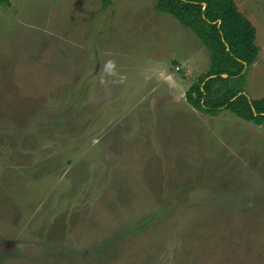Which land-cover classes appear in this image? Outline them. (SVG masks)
<instances>
[{
    "label": "rangeland",
    "instance_id": "374dc122",
    "mask_svg": "<svg viewBox=\"0 0 264 264\" xmlns=\"http://www.w3.org/2000/svg\"><path fill=\"white\" fill-rule=\"evenodd\" d=\"M233 2L260 45L235 87L256 101L264 0ZM148 16L133 0L0 4V264H264V122L187 103L209 67L199 41L182 87L156 75L196 62L177 32L168 57L171 19ZM108 58L124 83L99 82Z\"/></svg>",
    "mask_w": 264,
    "mask_h": 264
},
{
    "label": "trees",
    "instance_id": "16d2710c",
    "mask_svg": "<svg viewBox=\"0 0 264 264\" xmlns=\"http://www.w3.org/2000/svg\"><path fill=\"white\" fill-rule=\"evenodd\" d=\"M110 2L102 0L103 6ZM8 3L0 0V4ZM155 9L192 31L209 55L208 71L185 93L187 103L212 116L228 110L244 121L264 122V98L250 101L235 87L259 48L254 27L233 0H156Z\"/></svg>",
    "mask_w": 264,
    "mask_h": 264
},
{
    "label": "crops",
    "instance_id": "0c3cea01",
    "mask_svg": "<svg viewBox=\"0 0 264 264\" xmlns=\"http://www.w3.org/2000/svg\"><path fill=\"white\" fill-rule=\"evenodd\" d=\"M10 1V0H9ZM134 2H136V5H138L139 6V8H144L145 9V20L147 19L148 20V18H147V16H148V14H150V16H148V17H153V16H159L160 17V15H164V16H167V17H169V19H171V22H169V27H170V30L171 31H169V30H167V32H166V34H164L163 33V36H161V37H164V35H166V40H164V39H162V41L164 42V46L165 47H167V51H166V55H168V57L169 56H174L173 54H171L170 55V51H171V47L169 46V44L167 43L168 42V40L169 41H171L173 44H175V46L177 47V45H178V43L180 42V40L178 41L176 38L175 39H172L171 37L172 36H169L171 33H173L174 32V34H175V32H177V34H179V35H181V43H180V45H183L184 46V48H185V51H186V54L188 55V57L191 59V61H195L194 59L195 58H197L196 56L199 54V51H198V54H197V52L195 51V50H198V45L196 44V43H198V41H199V39L194 35V33L192 32V31H190L189 29H187V28H184L183 26H181L172 16H170V15H168V14H165V13H161V12H158L156 9H155V6H156V0H152L154 3H152L151 1H149L150 2V4L152 5H150L148 8L146 7V6H148L149 5V2L148 3H141V2H139V1H137V0H133ZM112 3V0H111V2H110V4ZM109 4V5H110ZM2 5H5V4H2ZM108 5V6H109ZM154 6V7H153ZM238 8V7H237ZM239 10V9H238ZM243 14V13H242ZM175 23H177V25H178V28L176 27V28H174L175 26H173ZM166 28L168 27V26H166V25H164ZM252 26L254 27V25L252 24ZM254 29H255V27H254ZM184 31L186 32L187 31V33H191L190 35L188 34H185L184 33ZM168 36H169V38H168ZM255 40H256V29H255ZM200 42V41H199ZM201 43V42H200ZM260 45H257V47L259 48V51H258V54H259V52H260V47H259ZM192 52V53H191ZM258 56V55H257ZM175 57H176V60L177 59H179V60H182L179 56H176L175 55ZM200 57V56H199ZM199 59L200 58H198L195 62H196V67L195 68H193L192 70H191V67H190V69H187V67H185L186 68V70L183 68V67H181V63L179 64V63H175V68H174V72L173 73H169V74H167L162 68H159L158 70H157V72H156V75H159V76H162V77H164V78H166V77H174V78H172V81H173V83L176 85H180V87H182V85H181V82L180 81H182V80H179V79H176L175 77H177L176 76V73H178V75L179 76H183V77H185V80L187 79V77H188V75H190L191 73H193V72H195L197 69H198V62H199ZM209 60V59H208ZM256 60V59H255ZM182 63H185V64H187L188 62L187 61H183ZM254 63V62H253ZM252 63V64H253ZM250 66V65H249ZM248 66V67H249ZM248 67H246V68H248ZM195 69V70H194ZM208 69H209V67H208ZM208 71V70H207ZM259 100V99H258Z\"/></svg>",
    "mask_w": 264,
    "mask_h": 264
},
{
    "label": "clouds",
    "instance_id": "9594fccd",
    "mask_svg": "<svg viewBox=\"0 0 264 264\" xmlns=\"http://www.w3.org/2000/svg\"><path fill=\"white\" fill-rule=\"evenodd\" d=\"M106 77L110 78L111 82L114 84H122L126 80V74L119 71L116 60L112 58H108L104 61L99 82L104 84L106 82Z\"/></svg>",
    "mask_w": 264,
    "mask_h": 264
},
{
    "label": "water",
    "instance_id": "95a60500",
    "mask_svg": "<svg viewBox=\"0 0 264 264\" xmlns=\"http://www.w3.org/2000/svg\"><path fill=\"white\" fill-rule=\"evenodd\" d=\"M223 78H226L227 76L226 75H222Z\"/></svg>",
    "mask_w": 264,
    "mask_h": 264
}]
</instances>
